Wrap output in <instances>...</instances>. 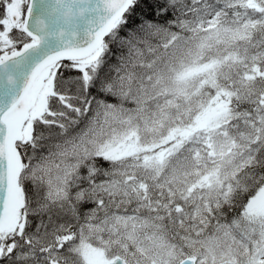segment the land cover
I'll return each mask as SVG.
<instances>
[{
  "label": "snow or ice",
  "instance_id": "1",
  "mask_svg": "<svg viewBox=\"0 0 264 264\" xmlns=\"http://www.w3.org/2000/svg\"><path fill=\"white\" fill-rule=\"evenodd\" d=\"M184 11V0H0V264H128L96 239L109 223L98 177L115 175L101 166L113 160L105 132L126 115L134 57ZM245 264H264V240Z\"/></svg>",
  "mask_w": 264,
  "mask_h": 264
},
{
  "label": "rangeland",
  "instance_id": "2",
  "mask_svg": "<svg viewBox=\"0 0 264 264\" xmlns=\"http://www.w3.org/2000/svg\"><path fill=\"white\" fill-rule=\"evenodd\" d=\"M210 66L185 62L177 82L185 85L186 92L187 86L192 88L208 75ZM165 84L178 85L174 80ZM167 103L166 109L137 116L122 138L120 133L105 135L106 143L114 142V158H134L137 165L123 181L110 186L125 204L108 214V231L100 228L104 235L96 237L99 247L119 245L128 264H173L190 254L197 264H245L252 249L264 240V184L234 215L235 227L231 222L217 228L213 211L224 205L231 179L249 160L223 129L228 120L226 102L218 94L214 103L182 126L183 119H175ZM182 148L188 162L179 157ZM159 210L163 212L157 215Z\"/></svg>",
  "mask_w": 264,
  "mask_h": 264
},
{
  "label": "trees",
  "instance_id": "3",
  "mask_svg": "<svg viewBox=\"0 0 264 264\" xmlns=\"http://www.w3.org/2000/svg\"><path fill=\"white\" fill-rule=\"evenodd\" d=\"M184 8L176 27L157 33L134 57L133 66L125 73L127 91L119 104L126 115L112 122L113 132L122 138L137 116L166 109L168 101L174 118L183 119L182 126L220 94L228 112L223 129L249 159L235 176L219 219L217 209L213 211L218 224H223L239 214L245 200L264 183V0H184ZM193 60L211 66L208 75L194 83L197 88L187 86L185 92V85L177 80H181L182 65ZM168 80L178 85L165 84ZM179 91L185 92V99ZM182 156L188 162L184 148ZM135 165V159L128 157H113L111 164H101L115 173L110 178L98 177L108 189L104 197L107 214L125 204L124 197L112 192L110 186L123 181Z\"/></svg>",
  "mask_w": 264,
  "mask_h": 264
}]
</instances>
